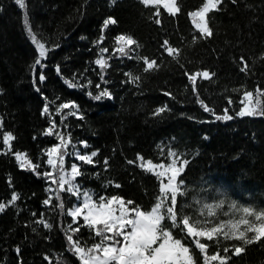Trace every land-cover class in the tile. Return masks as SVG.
Listing matches in <instances>:
<instances>
[{"label":"trees","instance_id":"obj_1","mask_svg":"<svg viewBox=\"0 0 264 264\" xmlns=\"http://www.w3.org/2000/svg\"><path fill=\"white\" fill-rule=\"evenodd\" d=\"M177 3L180 11L175 16L159 8L157 17L156 9L140 0H25L35 33L51 49L41 69L33 68L38 53L26 35L22 9L15 0H0V203L7 205L0 213V264H79L69 251L66 218L60 209L54 231L37 223L48 209L43 204L48 180L37 172H45V152L57 143L44 133L52 119L61 124L55 110L62 102L74 103L84 116L64 120L66 137L71 133L82 153H98L94 165L67 159L81 165L83 175L76 182L96 198L119 195L150 210L160 195L159 180L138 160L142 156L160 163L159 145L168 140L174 149L189 154L181 176L184 183L216 174L231 183L244 179L264 189V117L216 121L198 102L199 96L217 114L230 107L234 115L245 91L264 90V0H224L221 11L209 14L213 35L207 39L200 37L189 15L204 0ZM109 17L117 23L102 31ZM119 34L137 41L132 59L113 55ZM101 35L104 41L97 46ZM165 40L179 49L176 59L167 55ZM101 47L109 49L105 54L109 66L104 70L95 64ZM241 57L248 65L244 72ZM143 58L155 59L157 66L145 72ZM203 70L214 75L197 80V96L185 72ZM41 71L46 76L43 82L38 79ZM127 73L139 79L132 83ZM65 81L77 86L69 87ZM105 88L112 99L95 101L89 95ZM45 97L49 114L42 111ZM158 107L167 111L156 116ZM5 132L15 136L10 153H4ZM17 151L40 165L37 172L19 167L13 156ZM13 193L19 199L11 204ZM61 197L69 206L74 202V197L67 200L69 195ZM82 230L84 236L86 229ZM172 232L189 247L197 264H203L192 239L179 229ZM228 264H264V241L246 245L245 252L232 255Z\"/></svg>","mask_w":264,"mask_h":264},{"label":"snow or ice","instance_id":"obj_2","mask_svg":"<svg viewBox=\"0 0 264 264\" xmlns=\"http://www.w3.org/2000/svg\"><path fill=\"white\" fill-rule=\"evenodd\" d=\"M16 4L21 9L26 8L25 0H15ZM224 0H204L203 6L194 12L189 13L193 18V24L200 34L201 38L207 39L212 37L213 31L210 27V13L221 11ZM236 3V0H232ZM140 3L145 7H153L156 9L154 15L159 16V8L162 6L169 15L175 16L180 8L177 0H140ZM157 23L160 21L157 20ZM117 21L112 18H106L103 22V29H107L109 25L116 24ZM24 27L35 45L39 57L35 60L33 68L39 66L41 69L45 67L42 63L47 58L48 51L45 43L37 39V35L33 32L29 17L25 12L23 19ZM115 44L117 47L113 50V55L119 53L120 57L132 59L131 53L135 51L132 46H137V41L131 35L119 34L115 36ZM194 40L196 37L193 38ZM104 36L101 35L98 39L97 46L102 44ZM167 52V55L176 59L179 56V49L170 46L169 41L165 40L162 45ZM109 52L107 47L100 48L99 58L95 60V64L104 70L108 67V59L105 54ZM138 59L140 57H137ZM243 67L241 71L248 69L247 62L243 57L240 58ZM146 65L144 71L147 72L157 66L155 59L149 60L143 58ZM59 74L60 68L56 67ZM130 81L135 83L139 77L132 76ZM188 81L192 85L193 93L198 96L197 80L202 78L210 80L212 75L209 71H196L194 73L185 72ZM40 82L46 79L45 74L41 71L38 77ZM103 80V76H101ZM69 87L77 85L71 81H65ZM91 81H89V84ZM96 88L100 89L97 84ZM39 90V89H37ZM95 101H101L103 98L112 99V94L108 89H101L98 94L92 95ZM164 95H171L165 92ZM45 105L43 114H49L50 107L47 97H45ZM201 107L205 112L211 113L216 121H231L236 117H264V90L256 89L255 95L252 91H245L242 98L239 100L241 105L234 115L232 109L226 107L222 114H217L212 108L199 100ZM54 103V102H53ZM234 101L229 98L228 104L232 105ZM65 110H70L65 113ZM56 114L61 116V124L68 116H75L77 119L83 120L84 116L78 114L77 106L72 102H62L56 107ZM167 111L166 107H158L155 109L154 115L159 116ZM58 125L55 120L50 121V127L45 131V135H55L58 143L49 147L45 155V161L50 171L43 173L37 172L40 168L39 164L33 163L26 153L15 152V160L18 162L22 170L37 172L38 175H43L49 181V196L43 201V204L50 206L53 198L59 203L58 207L61 213H65V206L62 201L61 193H68L75 197L77 203L66 211V215L71 218V223L65 229L66 239L69 245V251L79 260V264H197L193 255L190 253L189 247L182 243V240L176 238L169 226L164 224V221H170L171 228H179L181 232H185L187 237L192 238L195 248L203 256V264H228L230 257L227 255L230 248L225 246L221 255L217 250L214 254L208 253L209 245L202 243L201 239L207 241H215L220 244L221 238L226 241H237L239 244L232 245V255L240 257L245 252L246 245L260 243L264 241V210H256L250 206H238L235 202L228 205L229 211L220 212L224 208L225 200L221 199L215 203H206L203 201H195L200 205L196 209V214L186 213L184 208H192L190 204H184L178 207V198L185 197L188 194V189L184 187V181L181 179L182 174L186 171V166L189 161L186 158H181V155L176 151L169 149L167 156L170 162L154 163L153 160L147 159L141 164V167L155 175L159 180V197L157 202L150 210H143L140 206H134L132 200H125L119 195L99 196L96 198L92 193L83 191L80 185L76 182L77 178L83 175L81 165L75 162L70 164V168H66V157H73L75 161L83 162V164L94 165V158L98 155L97 151L91 153H82L76 150V145L72 141L71 133L55 132ZM65 127H67L65 125ZM15 140V136L11 132L3 134V144L11 151V142ZM83 148H88L86 141L80 142ZM72 146L73 151L69 152V146ZM139 159L144 161V157ZM129 163H132L131 161ZM105 166L108 161H104ZM166 180V183H165ZM51 185H55L53 188ZM116 188L120 185L116 184ZM52 193H55L53 197ZM19 199L18 194L13 193L9 203L14 204ZM6 204L0 203V212L6 208ZM219 213V215H218ZM35 215V214H34ZM220 216L228 217L221 219ZM203 217V219H201ZM238 217V218H237ZM253 217L254 219H249ZM213 218V219H208ZM81 220L83 223H81ZM37 223L43 224L45 228H51L52 225L45 222L43 219L37 220ZM76 225V227H73ZM86 227L97 242L90 246L87 243H82L79 237L74 238L76 233L81 231V228ZM71 231V234L69 233ZM251 234V235H249ZM17 254L20 249H16ZM49 259V257H45Z\"/></svg>","mask_w":264,"mask_h":264},{"label":"rangeland","instance_id":"obj_3","mask_svg":"<svg viewBox=\"0 0 264 264\" xmlns=\"http://www.w3.org/2000/svg\"><path fill=\"white\" fill-rule=\"evenodd\" d=\"M111 1L114 2L116 0H111ZM160 8H163V7L160 6ZM22 11H23V18H24L25 12L27 13L26 8L22 9ZM27 15H28V13H27ZM191 19H192V22H193V18L192 17H191ZM30 24H31V22H30ZM31 27H32V25H31ZM32 29H33V27H32ZM25 32H26V35H27L30 43L35 47V45L31 41L30 37L28 36L26 29H25ZM33 32L35 33L34 29H33ZM37 39L42 42V40L38 36H37ZM46 48H47V46H46ZM37 53H38V51H37ZM38 57H39V54H38ZM254 95H255V93H254ZM65 111H70V110H65ZM59 116L61 117L62 113ZM56 124L58 125V127H57V129H54V133L55 132H61V131L63 132V130L61 128V124L58 121L56 122ZM51 136L58 143V140L56 139V136L55 135H51ZM172 144H173L172 141H169V140L160 143L158 151H159V159H161V162L162 161L165 162V163L170 162V158H168V156H167V153H168L169 149L179 153L181 155L182 159L183 158L187 159L189 157V154H184V153L179 152L178 150L174 149L172 147ZM75 145H76V150L81 151L80 148H79V145L77 143ZM68 150H69V152L73 151V148H72L71 145L69 146ZM10 152L11 151H9V149L5 146L4 153H10ZM13 156H14V154H13ZM46 158H47V156H46ZM69 158L74 160V158L71 157V156H69ZM67 159H68V157H66L65 167L66 168H70V164L71 163H68ZM144 162H145V160L144 161H141L140 159L138 160V163H139L140 166ZM43 169H44V171H50V168H48L47 165ZM165 183H166V180H165ZM49 186H50V184H49V181H48L47 191H48ZM51 187L55 188L56 186L55 185H51ZM184 187L186 189H188V194L185 197H179L178 198V205L179 206H183L184 204L192 205V208H184V211L186 213H189V214H192V215H195L196 214V209L198 207H200V205L195 203V201H197V200L198 201H203V202H206V203H215V202H217V201H219L221 199L225 200L224 208L222 210H220V212L229 211L228 205L231 202H235L238 206H250V207L255 208L256 210H264V189L262 187H259V186H256V185L251 186L249 184V182L244 180V179H239L238 181L231 183V182H228L227 180H225L224 178L220 177L219 175L211 174V175H205L203 177H200L196 182L184 183ZM81 189L83 191H87V192L92 193L94 195V193L91 190L83 189V188H81ZM49 194L50 193L48 191V196H49ZM61 194L69 195L66 192L65 193H61ZM52 195L54 197L55 193H52ZM71 197L72 196L69 195L67 200L69 201V199ZM58 203L59 202L55 198H53V200L51 202V205L47 206L48 209L45 211V213L43 214V216L41 218L45 222H47V223L52 225L51 228H45L43 226V224H40L44 228V230H46V231L52 232V231H54L56 229L55 221H56L57 212H58V209H59V207L57 206ZM76 203H77V200H76L75 197H74V202L70 206L68 205V203H64L65 213L70 207H72ZM65 213H64V216L66 218L65 229H67L68 225L71 223V221L68 220L70 217H68ZM218 215H219V213H218ZM220 218L221 219H228V217H224V216H220ZM201 219H203V217H201ZM208 219H213V218H208ZM249 219H254V218L250 217ZM81 223H83L82 220H81ZM164 224L169 226L171 231L173 229H179V228H171L170 221L165 220ZM73 227H76V225H73ZM84 228L86 229V232H85L84 236L81 235V233L83 232V230H82L83 228H81L82 232L80 231L79 233H76L74 238L79 237L81 239L82 243H87V245H89V246L92 243L97 242L99 238H96L94 240L92 238V234L89 232V230L86 227H84ZM181 233H184L186 235L185 232H181ZM68 234H71L70 230H69ZM249 235H251V234H249ZM201 242L202 243H206V244L209 245V247H208V253L209 254H214L217 250H219L221 255H225V253L223 252V248L225 246H228L230 248V251H229V253H227V255L230 257V259L232 257V251H231L232 245L240 243V242H237V241H226V240H223L222 238L220 240V244L219 245L215 241H211L210 242V241H207L205 239H201ZM193 244H194V242H193ZM194 246H195V244H194ZM202 263H203V256H202ZM214 264H218V262H214Z\"/></svg>","mask_w":264,"mask_h":264}]
</instances>
